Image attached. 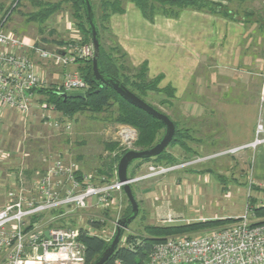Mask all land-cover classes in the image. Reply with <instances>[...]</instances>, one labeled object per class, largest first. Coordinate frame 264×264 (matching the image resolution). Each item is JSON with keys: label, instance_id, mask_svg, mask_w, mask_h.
Segmentation results:
<instances>
[{"label": "rangeland", "instance_id": "rangeland-1", "mask_svg": "<svg viewBox=\"0 0 264 264\" xmlns=\"http://www.w3.org/2000/svg\"><path fill=\"white\" fill-rule=\"evenodd\" d=\"M35 1H47L52 3L58 0ZM212 1H219L225 6L231 17H225L222 14H214L206 11H194L217 15L221 18L241 24L245 33L238 47L240 53L239 68L241 70L246 69L250 71L248 77L250 78L251 85L255 88L257 87L256 90L259 88L260 95L261 63L264 60V0H242L239 2L236 0L229 2L225 0ZM130 2L135 4L131 0H119L123 9H125L126 4ZM92 3L95 15L98 17L101 13L100 0H92ZM13 4V0H0V5L3 6V8L11 7ZM37 9L38 6L32 0H22L18 7L13 8L12 14L5 25L6 29L27 40L35 41L38 46H43L48 50L62 46L65 41L74 38V36L78 37L79 40L80 34L74 24L75 21L72 17L71 3L63 2L60 10L54 13L53 16L45 22V30L41 33L38 30V24L29 18L30 13ZM158 9L159 8H157V10ZM183 10H181V12ZM250 12L252 13L251 16L246 15ZM180 13L176 17H178ZM114 14L119 13H112L110 15L108 20L109 30H102L101 41L105 48L115 46L117 42L122 51H124L115 35L110 30V18ZM156 15L162 14L156 13L155 16ZM163 16L176 18L166 15ZM80 40L78 42L81 44L91 43L90 40L88 42H80ZM36 59L37 58H35V60ZM91 59L92 57L88 60L91 61ZM121 61L123 66L127 68L124 72L125 75L131 79H135V77L140 75L141 72L138 67L146 63L142 62L134 66L129 58L128 61L125 59ZM237 75H239V71ZM146 78L148 81L155 79V77L150 78L148 76V66ZM243 78L240 76L239 80ZM222 79L225 80L224 82L230 80L227 79L226 76H221L219 78V80ZM217 81L211 84V88L214 87L218 91L219 88L222 89L224 86L222 85V81H218L222 82L220 84H217ZM158 86L159 88H165L168 85L162 86L160 80ZM237 86L240 87V84L237 83ZM167 99L168 97L162 91H150L144 96L145 102L152 105L158 111L166 114L179 128L184 130L187 129L189 136L184 139L183 142L189 150L187 152V149H184L182 146L169 143L165 150L171 155L172 153L176 154V156H172L174 160L178 162L177 166L165 174H157L150 178H143L132 184L139 210L136 218L129 224L128 229L123 232L120 240L122 244H127V237L129 235L140 236L147 234L145 230L147 224H167L160 221L162 220L160 216L152 214L156 213L158 210L162 211L163 209L160 206H162L163 201L167 199L162 198V194L165 193L158 194L157 192L156 194L154 192H156V189L164 187L161 184H163V180L167 178L178 181V179L183 177H204V172L207 179L211 177L208 172L218 176V178H210L211 181H213L211 183H207V181L203 179H198L192 185V192L186 191L182 196H171V208L175 211L180 210L183 212L181 214L183 221L177 223H188L195 221L196 218L199 217H217L236 215L239 214V212L242 213L249 202V197L257 196L256 192L250 188L251 175L250 169H248L249 163H252L254 159V151L251 149H244L236 152H228L230 148L235 147L231 144V141L235 144L240 142L238 141L239 138L234 136V130L235 127L238 128L243 124L245 118V122L248 123V109L245 107L233 108L227 106L225 107V113L222 107L213 100V97L210 96L205 99L203 97L201 103L204 104L202 106L204 115L186 120L187 118L184 119L182 117L183 115L180 116L181 108L177 105L175 96L171 99V102H167ZM164 100H166V103L163 102ZM38 102L39 99L35 97L34 106L29 116L25 119L11 109H3L0 111V206L3 203L2 200L6 199L7 191L11 188L10 183H15L17 181V173L14 171L17 166L24 164L33 168L35 171L37 169L40 170L44 166L45 160H49L52 155L58 153L66 159L75 161L80 170L91 173L94 180H98L100 177L105 180H113L116 175L118 162H116V160L123 155H121V152L126 148L118 136V130L121 126H130L136 129L130 124L114 120L117 114L115 103L109 104L107 108L99 113L84 110L73 116L65 117L57 111L53 112L51 115L55 118L54 121L58 123L57 126H54L52 122L40 118ZM227 117H229L228 124L233 128L230 130L231 136H229L231 138L226 137L225 134L227 132L223 129V121ZM239 117L241 118L240 121ZM67 123L70 125L69 129L65 128ZM164 130L165 128L162 127L158 132L160 137L163 136ZM137 139L138 131L137 138L130 148L141 150L143 148H140L138 144H136ZM223 151L226 153H222ZM247 153H249V155ZM196 155L204 157L203 164L196 165V162H193L188 165H179L185 159H195ZM149 163H157L156 165L162 167L166 166L165 160L156 161L151 159L143 162L134 160L128 166V175L143 177L145 173H147L146 169ZM112 166L113 172L109 170ZM197 170L201 174H197ZM106 172L108 174L112 172L113 176L111 178L108 177ZM219 177L221 178V183L219 182L220 180H218ZM231 178L236 179L237 183ZM6 182H9L10 186L7 187ZM149 191H153V193ZM158 200L159 203H157ZM130 209L131 207L127 198L124 193H121L105 212L95 207H90L86 210H78L70 217L69 221L68 219L66 220V223L67 221L68 224L75 222V224H88L92 227L91 222H94L96 225L92 228L93 232L110 241L116 229V220L126 216ZM99 217L103 219L101 220ZM91 219L92 221H90ZM205 230H208V228ZM202 231L204 230L192 234H197Z\"/></svg>", "mask_w": 264, "mask_h": 264}, {"label": "built area", "instance_id": "built-area-1", "mask_svg": "<svg viewBox=\"0 0 264 264\" xmlns=\"http://www.w3.org/2000/svg\"><path fill=\"white\" fill-rule=\"evenodd\" d=\"M78 41V37H74L62 46L48 50L35 41L5 30L0 22V111L11 109L25 119L34 106L36 90L52 89L62 96L72 92L85 93L88 84L77 71L66 73L60 83L52 84L42 76L35 61L37 58L66 67L88 60L93 56L92 44ZM261 72L254 137L228 152L254 150L264 143V64ZM38 108L40 118L58 125L51 115L56 112L53 104L39 101ZM65 128L69 129L70 125L67 123ZM118 136L127 151L135 142L137 131L130 126H121ZM203 160L204 157H196L179 165ZM176 166L149 163L143 177L129 176L127 182L131 185L143 178L165 174ZM22 171L18 170L17 181L7 191L5 202L0 206V264H84L85 248L78 239L80 231L94 232L88 224H68V221L76 211L90 207L105 212L116 197L124 193V183L119 182L116 175L113 180L101 177L94 180L91 173L81 171L75 161L60 153L45 160L44 166L31 179L29 188L21 186ZM161 219L167 224L183 221L170 213ZM257 221L253 207L248 203L233 222L197 234L170 236L155 243L144 264H264V223ZM60 222L65 225L59 226ZM45 232H48L47 237ZM112 264H122V261L116 259Z\"/></svg>", "mask_w": 264, "mask_h": 264}, {"label": "crops", "instance_id": "crops-1", "mask_svg": "<svg viewBox=\"0 0 264 264\" xmlns=\"http://www.w3.org/2000/svg\"><path fill=\"white\" fill-rule=\"evenodd\" d=\"M109 26L111 32L115 35L118 43L127 53L129 60L134 66L146 62L150 78L161 75L162 86L170 85L175 89V101L181 108L180 116L183 115L184 119L191 120V118L204 115L202 109L204 104L201 103V99L211 96L222 107L225 113V107L227 106L233 108L245 107L249 111L248 123L245 122V118L243 124L238 128L235 127L234 130V136L239 138L238 141L240 142L235 144L231 141V144L238 146L248 143L253 139L255 120L259 107V88L256 90L257 87L255 88L251 85L250 78L248 77L250 71L239 68L240 53L238 47L245 33L240 23L221 18L217 15L185 9L176 18L156 15L150 21L142 15L135 4L130 2L126 4V8L122 13L111 16ZM42 41L45 42L44 40ZM35 61L42 76L52 84L60 83L66 73L77 71V64L60 67L44 60L36 59ZM263 64L264 60L261 66ZM238 71L239 75H237ZM221 76H226L230 80L227 82H224L225 80L223 79L219 80ZM240 76L244 78L239 80ZM217 80L222 81V85L224 86L222 89L219 88L218 91L214 87L211 88V84ZM218 81L217 84L222 83ZM237 83L240 84V87L237 86ZM35 97L39 101L45 98L43 93L38 91H35ZM228 118H225L223 121V129L227 132L225 134L226 137L231 136L230 130L233 129L228 124ZM253 151L254 159L252 163H249L248 169H250L251 175L250 188L256 192L257 196H250V198L253 202L255 201L256 205H262L264 204V143ZM247 154L249 155V153ZM172 155L176 156L175 153H172ZM195 157L203 156L196 155ZM191 159L188 158L184 161H191ZM203 163L204 161H201L196 163V165ZM19 169L23 170V184L21 186L29 188L31 179L35 176L38 169L35 171L28 165L22 164L16 167L15 173H18ZM198 173L200 172L197 170ZM208 174L211 176V179L218 178L213 173L208 172ZM203 175L204 177H183L178 179V181L170 178L163 180V184L161 185L164 187L156 189L154 193H165L162 194V198L167 199L160 206L163 208L162 211L158 210L152 214L163 218L170 213L175 217L178 216L180 219L183 212L180 210L175 211L171 208V196H182L186 191L192 192V185L198 179H203L207 183L213 182L210 178L207 179L205 172ZM231 179L237 183L236 179ZM218 180L221 183L220 177ZM10 184L12 186L14 182ZM6 186H10L9 182H6ZM149 192L153 193V191ZM2 202L4 203L5 200H2ZM157 203H159V200ZM240 214L239 212L236 215L199 217L195 221L229 217L236 218Z\"/></svg>", "mask_w": 264, "mask_h": 264}, {"label": "trees", "instance_id": "trees-1", "mask_svg": "<svg viewBox=\"0 0 264 264\" xmlns=\"http://www.w3.org/2000/svg\"><path fill=\"white\" fill-rule=\"evenodd\" d=\"M22 0H13L11 7L3 8L0 5L1 19L5 30L7 20L10 18L13 8L18 7ZM38 9L30 13L29 18L38 24L39 32H44L45 22L53 16L58 10H60L63 2L71 3L72 17L74 24L80 34V42H88L90 40V33L88 30L87 22L82 7L81 0H58L56 2L47 1H35L32 0ZM140 9L142 15L148 20H153L156 13H161L169 17H176L183 9H193L199 11H206L214 14H222L225 17H231L226 7L223 6L219 1L215 2L212 0H131ZM227 2L233 0H225ZM237 2L242 0H236ZM95 23L98 29V42L99 52L97 56L98 71L102 75H109L118 79L126 88L133 92L136 96L144 100V96L148 92L162 91L168 97L167 102H171V99L175 96V89L168 85L165 88H159L158 84L161 80V76L155 77L152 81L147 80V65L146 63L141 64L138 68L140 69V75L131 79L125 75V68L121 60L128 61V57L124 51L119 47L117 42L115 46L105 48L101 41L102 30L108 29V20L112 13H122L124 11L123 6L119 3V0H100L101 13L97 17L95 15L92 0H90ZM157 8H159L157 10ZM246 15L251 16L252 13ZM77 72L88 84V89L85 91V96L82 98H64L62 95L55 93L52 89H41L36 90L43 93L45 96L41 100L48 104H53L56 111L62 116L70 117L74 114L88 110L94 113H99L108 107L109 104H116L117 114L114 117L115 121L121 123H127L134 126L138 131V139L136 144L140 148L146 149L152 147L160 139L158 133L164 125L161 121L157 120L153 116L149 115L145 111L135 107L128 103L122 97H120L111 87L104 85L100 81H97L93 75L92 63L90 60L77 61ZM134 67V66H133ZM135 68V67H134ZM145 101V100H144ZM164 100L163 102H165ZM149 104V103H148ZM150 105V104H149ZM152 106V105H151ZM173 121V120H172ZM175 125L174 136L170 142L172 145L182 146L184 149L188 148L184 144L183 140L188 138L189 133L187 129H182ZM159 136V137H158ZM126 150L121 152L124 154ZM121 157V156H120ZM117 158L116 162L118 161ZM162 161L165 160V165H175L178 162L174 160V157L167 153L166 150L162 151L159 155L139 160L140 162L149 160ZM157 164V163H155ZM113 166L111 169L113 172ZM108 174V177H112L113 173ZM133 177V175H130ZM133 192V186L131 184ZM134 194V192H133ZM125 195V194H124ZM126 197V195H125ZM249 205L253 207V212L258 220L257 223H264V204L256 205L255 201L249 197ZM130 205V204H129ZM130 212V211H129ZM128 212V213H129ZM236 218H220V219H206L199 221H191L188 223L178 224H147L145 226V235L127 237V244L120 243L109 257L105 264H112L116 259L122 261V264H144V261L151 251L153 245L159 241L164 240L170 236L179 234H192L201 230L216 228L222 225H226L230 222L235 221ZM73 224V223H72ZM59 226H64L63 222L58 223ZM92 227L95 226L94 222H91ZM96 228V227H95ZM85 248V263L92 264L93 261L103 252L107 247L109 241L97 233L88 234L86 231L81 229L78 238Z\"/></svg>", "mask_w": 264, "mask_h": 264}, {"label": "water", "instance_id": "water-1", "mask_svg": "<svg viewBox=\"0 0 264 264\" xmlns=\"http://www.w3.org/2000/svg\"><path fill=\"white\" fill-rule=\"evenodd\" d=\"M85 20L87 22L88 30L90 33V42L93 46V56L91 59L92 63V71L95 79L100 81L104 85L111 87L120 97L126 100L128 103L134 105L135 107L145 111L149 115L153 116L157 120L161 121L164 125V134L161 139L154 144L152 147L135 150L130 149L127 150L118 160L116 167V176L119 182H123V191L126 195V198L130 204V212L117 220V225L112 238L110 239L107 247L103 250V252L93 261L92 264H105L109 257L113 254L115 249L117 248L123 232L128 229L129 224L136 218L139 210L138 202L132 192L131 185L127 182L129 180L128 175V166L134 160H142L147 158H152L159 155L162 151L166 149V147L171 142L174 132L175 125L173 121L164 113L158 111L153 106L149 105L147 102L136 96L133 92H131L128 88H126L118 79L109 76L102 75L98 71L97 66V56L99 52V42H98V29L95 23L94 14L91 6L90 0H81ZM85 96L84 92H72L68 95H64L63 97L70 98H82ZM44 235L47 237L48 232H45ZM40 252V250H39Z\"/></svg>", "mask_w": 264, "mask_h": 264}]
</instances>
